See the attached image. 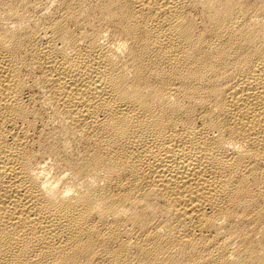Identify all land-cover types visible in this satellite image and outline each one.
Instances as JSON below:
<instances>
[{
  "label": "bare ground",
  "instance_id": "6f19581e",
  "mask_svg": "<svg viewBox=\"0 0 264 264\" xmlns=\"http://www.w3.org/2000/svg\"><path fill=\"white\" fill-rule=\"evenodd\" d=\"M0 264H264V0H0Z\"/></svg>",
  "mask_w": 264,
  "mask_h": 264
}]
</instances>
